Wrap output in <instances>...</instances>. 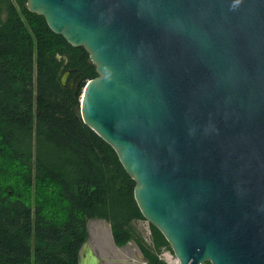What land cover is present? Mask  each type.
I'll use <instances>...</instances> for the list:
<instances>
[{
    "label": "water",
    "instance_id": "95a60500",
    "mask_svg": "<svg viewBox=\"0 0 264 264\" xmlns=\"http://www.w3.org/2000/svg\"><path fill=\"white\" fill-rule=\"evenodd\" d=\"M26 9L88 54L97 77L79 119L114 151L178 264H264V0ZM78 264H100L88 241Z\"/></svg>",
    "mask_w": 264,
    "mask_h": 264
},
{
    "label": "trees",
    "instance_id": "16d2710c",
    "mask_svg": "<svg viewBox=\"0 0 264 264\" xmlns=\"http://www.w3.org/2000/svg\"><path fill=\"white\" fill-rule=\"evenodd\" d=\"M96 77L84 49L53 34L26 0H0V264H78L90 220L162 264V235L149 224L147 245L133 232L144 220L134 182L79 119L81 91Z\"/></svg>",
    "mask_w": 264,
    "mask_h": 264
},
{
    "label": "rangeland",
    "instance_id": "374dc122",
    "mask_svg": "<svg viewBox=\"0 0 264 264\" xmlns=\"http://www.w3.org/2000/svg\"><path fill=\"white\" fill-rule=\"evenodd\" d=\"M67 81L68 78L66 79L65 85ZM4 181L8 180L5 179ZM148 225V222L145 220H138L134 221L131 226L133 232L139 238L147 245H151V234ZM88 231V242L100 258V264H146L134 241L126 242L123 246H117L114 243L110 226L106 222L101 220H90L88 222ZM163 255L168 258L169 264H178L170 248H163L157 252L159 262L167 264L163 260Z\"/></svg>",
    "mask_w": 264,
    "mask_h": 264
},
{
    "label": "built area",
    "instance_id": "2783aa9c",
    "mask_svg": "<svg viewBox=\"0 0 264 264\" xmlns=\"http://www.w3.org/2000/svg\"><path fill=\"white\" fill-rule=\"evenodd\" d=\"M163 260H164L167 264H169V260H168L167 257H165V255H163Z\"/></svg>",
    "mask_w": 264,
    "mask_h": 264
},
{
    "label": "flooded vegetation",
    "instance_id": "af4514ba",
    "mask_svg": "<svg viewBox=\"0 0 264 264\" xmlns=\"http://www.w3.org/2000/svg\"><path fill=\"white\" fill-rule=\"evenodd\" d=\"M68 78V77H67ZM72 83H73V81H71V84L70 85H72Z\"/></svg>",
    "mask_w": 264,
    "mask_h": 264
}]
</instances>
